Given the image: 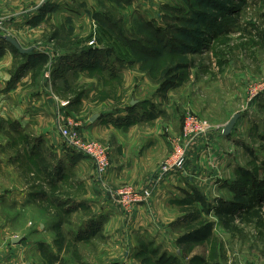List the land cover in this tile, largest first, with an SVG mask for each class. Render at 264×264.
I'll return each mask as SVG.
<instances>
[{"label": "rangeland", "instance_id": "1", "mask_svg": "<svg viewBox=\"0 0 264 264\" xmlns=\"http://www.w3.org/2000/svg\"><path fill=\"white\" fill-rule=\"evenodd\" d=\"M47 13L43 34L26 44L6 26L15 19L0 15V51L14 50L2 36L34 55L52 52L32 80L51 65L52 115L45 117L55 132L33 137L29 122H3L0 264H264V0H68ZM67 56L82 58L65 64ZM16 59L18 72L26 58ZM189 119L209 131L192 134ZM70 122L80 140L107 149L110 164L112 142L136 153L142 133L157 130L164 136L162 157H153L158 171L181 151L185 169L158 186L137 219L138 206L128 213L94 194L95 161L61 134ZM94 126L104 132L88 137ZM212 134L215 159L206 142ZM203 165L208 175L199 172ZM123 187L135 188L112 190ZM252 197L258 214L244 220L240 210L225 228L220 207H248ZM98 202L118 207L119 220ZM208 223V240L182 242Z\"/></svg>", "mask_w": 264, "mask_h": 264}, {"label": "crops", "instance_id": "2", "mask_svg": "<svg viewBox=\"0 0 264 264\" xmlns=\"http://www.w3.org/2000/svg\"><path fill=\"white\" fill-rule=\"evenodd\" d=\"M67 1L68 0H0V15L5 18L15 19L10 20V22L8 21L6 26L13 32H11L12 36L16 37L20 43L26 44V42L32 40V37L38 38L41 34H43V31L45 30L44 28H47L51 13H47V17L45 16L44 20H41L40 23L34 26L30 25L29 20L32 17H37L40 9L43 7L47 6L48 10H50L51 5L53 7L54 4H64ZM38 54L47 56L48 59L52 58V52L48 48L37 51L35 55L32 53L33 56H38ZM17 62L18 59H16V53L14 50L6 48L0 51V130L3 122H18L24 120L23 123L29 122L30 124L27 134H31L33 137L38 134L42 135L44 138L52 139L55 133L53 130L52 119H47L45 117L46 113L48 116L52 115V98L45 92V89L48 91L46 85L50 83L47 78H49L48 75L51 72V65L46 64L43 67L42 78L35 82L32 80V74L35 68L27 66L25 68L26 73L22 76L21 73L15 71V65ZM68 62L69 61H66L65 64ZM38 93L39 96H37ZM148 127H150V125ZM90 130H93V133H91ZM103 130L104 128L102 127L98 128L97 126H94L90 128L88 127L86 132L87 134L90 133L88 137L91 136L92 138L94 136H99V132H102ZM142 134L143 136H146L147 139L144 147L140 148L139 152L136 153L131 151L127 145L116 146L114 142H112L114 146L111 151L112 162L109 170L102 178H100L96 172L97 178L94 182L93 192H95L94 194L96 196H102L103 198L101 200L103 202L107 201L109 203H114L112 197L108 193L109 189L118 188V186H122L124 184H129L135 186L137 189H142L147 186V184L158 172L157 162L153 161V157L156 155H161L162 157L164 136L159 135L157 130H147L146 133ZM109 136L112 138L113 134H110ZM214 137V134H212L208 138V141H206L209 143L212 159H215V155H219L218 142L213 141ZM194 146L196 147V144ZM196 148L199 152L202 150L203 145L198 144ZM203 158L204 157H202V159ZM203 161L206 162L204 159L201 162ZM207 164L209 168V163ZM205 168L206 165L200 166L199 172L201 171L202 173H206V175H208L210 172H205ZM103 187H109L106 188V194L104 190H102ZM98 204L105 205L102 202H98ZM143 205L144 204L138 206L140 211H138L137 214L140 217H137V219L141 218L142 210L145 212L150 207L149 205ZM105 206L108 207L109 204ZM112 207L115 209H112L109 206V208H111L109 210L114 213L111 214L110 217L114 215V217L117 218L115 220H119V217L122 215L121 211L116 206ZM116 211L120 216L116 215ZM104 214L105 213H100L99 215L104 216ZM112 223H115V221Z\"/></svg>", "mask_w": 264, "mask_h": 264}, {"label": "built area", "instance_id": "3", "mask_svg": "<svg viewBox=\"0 0 264 264\" xmlns=\"http://www.w3.org/2000/svg\"><path fill=\"white\" fill-rule=\"evenodd\" d=\"M3 23L0 20V32H3ZM191 120V119H189ZM193 120L189 121V123ZM194 123V122H193ZM195 124V123H194ZM73 123H69V127L61 129V134L64 139H66L69 145L77 148L78 151L93 159L96 163L97 173L100 178L104 177L107 171L109 170V155L107 149L96 142H85L79 139L77 134L73 133L72 130ZM198 123L195 124V128L191 129L190 132L197 133L209 131V128H199ZM198 127V128H197ZM184 151L178 152L177 155L173 158V161L167 162L163 167L156 173V175L151 179L146 187L138 190L133 187H123L118 190L110 189L108 191L112 199L117 202V206L121 207L124 211L131 213V209L135 206H139L147 203L152 197L154 191L161 185L163 181L173 172V171H183L185 169Z\"/></svg>", "mask_w": 264, "mask_h": 264}, {"label": "trees", "instance_id": "4", "mask_svg": "<svg viewBox=\"0 0 264 264\" xmlns=\"http://www.w3.org/2000/svg\"><path fill=\"white\" fill-rule=\"evenodd\" d=\"M47 11H48V7L45 6L42 9H40L39 15L43 17V15H45ZM38 23H40V22H38ZM38 23H34V24H38ZM13 49L15 50L14 47H13ZM133 49H134V47H133ZM100 51H102V50H100ZM15 52L18 53V51H16V50H15ZM18 54L21 55L20 53H18ZM21 56L26 58V63H24V65L19 67L18 73L24 71L27 66L28 67L32 66L35 68L38 65V63H46L48 60V57L44 56V55L33 56L32 54H27V55H21ZM73 58H77V60H75V61H78V60L80 61V58H82V57H79V56L68 57L67 56V57L62 58V59L65 60V62L66 61L74 62V60L72 61ZM180 68L183 69L184 67L181 66ZM200 200L202 201L203 198L201 197ZM256 204H257L256 203V197H252L249 199L248 207H245V205H240V204H234L233 207L229 206V207H225L223 209L220 207V210L216 214L221 219L222 223L224 224V227L227 228L230 226V219L231 220H232V218L234 219L235 213L240 211V210L242 212L245 211L246 215L244 216L245 217L244 220H246L249 216L257 215L258 211H256ZM242 206H244V207H242ZM240 217H242V215ZM212 232H213V224L208 223L203 228L189 233L187 236L184 237V239H182V242H188V241H194V240H197V241L208 240L212 236Z\"/></svg>", "mask_w": 264, "mask_h": 264}, {"label": "water", "instance_id": "5", "mask_svg": "<svg viewBox=\"0 0 264 264\" xmlns=\"http://www.w3.org/2000/svg\"><path fill=\"white\" fill-rule=\"evenodd\" d=\"M7 43H9L10 45H12L16 51H18V53H20L21 55H27V54H30L34 51L33 48L31 49H24L21 44L16 40L14 39L13 37H2ZM132 105L134 106L135 103L132 102ZM100 118V115H95L91 118V122L94 123L96 120H98ZM238 118H239V115H235L231 121L227 124V126L225 127L224 129V135L229 137L231 134H232V131L234 130V128L236 127L237 125V121H238ZM22 241V239H14L13 240V243L14 244H18Z\"/></svg>", "mask_w": 264, "mask_h": 264}]
</instances>
